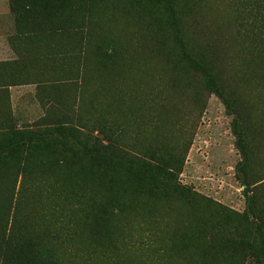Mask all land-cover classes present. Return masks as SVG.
I'll return each instance as SVG.
<instances>
[{
	"label": "rangeland",
	"instance_id": "1",
	"mask_svg": "<svg viewBox=\"0 0 264 264\" xmlns=\"http://www.w3.org/2000/svg\"><path fill=\"white\" fill-rule=\"evenodd\" d=\"M172 2L176 10L183 6V11H194L191 28L201 43L206 40L218 49L220 67L235 64V95L251 118L264 123V71L259 69L264 60L250 54L259 42H248L257 33L247 12L253 1L194 0L187 6L183 0ZM165 15V5L145 0H64L52 14L30 0H0V34L10 45L0 52V134L29 129L40 139L29 144L31 148L26 142L0 156V226L11 222L13 236L27 229L32 205L45 211L48 202L61 200L65 186L89 191L95 179L99 186L113 182L115 189L123 188L117 183L122 178L133 185H155L189 223V199L178 197L165 179L157 177L152 184L144 173L118 169L113 160L97 171L101 164L90 156L89 144L95 136L104 139L96 131L102 128L130 153L147 147L156 154H171L165 169L173 175V184L207 198L208 209L194 210L206 238L212 235L223 242L243 234L255 244L256 256L246 251L237 264H264L259 213L254 203L248 210L254 176L241 179L235 115L189 68L174 67L166 54L169 39L158 43L155 30ZM218 205L230 211L219 212ZM162 213L173 218L166 207ZM30 220L38 224L44 218L33 215Z\"/></svg>",
	"mask_w": 264,
	"mask_h": 264
},
{
	"label": "trees",
	"instance_id": "2",
	"mask_svg": "<svg viewBox=\"0 0 264 264\" xmlns=\"http://www.w3.org/2000/svg\"><path fill=\"white\" fill-rule=\"evenodd\" d=\"M30 1L41 6L48 14L56 12L64 2ZM145 1L166 7V15L155 30L160 37L158 43L169 39L171 46L166 54L172 57L173 66L176 69L179 66L189 68L194 76L200 77L203 87L218 95L225 107L235 115L233 132L241 157L239 172L243 182L245 177L254 176L250 179L253 186L248 197V210L251 212L254 204L258 210L261 221L258 240L260 251L263 252L264 173L258 175L259 170H264L263 119L251 118L242 107L244 101L236 97L231 85L235 64L232 63L227 69L220 67L217 61L221 59L218 49L208 41L203 40L201 43L198 39L190 25L194 21V11L185 10V7L183 11V6L176 10L172 0ZM192 1L183 0L184 6ZM252 1L253 5L247 12L252 13L257 33L248 42L254 40L260 45L252 47L250 54L264 60V0ZM184 13L185 18L189 16L187 35L184 32ZM259 69L264 71V64H260ZM96 131L104 138L95 136L89 144L90 156L101 164L97 165V171H102V165L113 160L118 169L131 168L137 173H144V177L151 179L152 184L157 182V177L165 179L178 197L189 199V223L181 218L180 209L170 206V199L165 192L158 191L155 185L151 187L150 183L145 182L133 185L122 178L117 183L123 184V188L115 189L113 182L99 186L95 179L89 191L76 192L65 186L60 192L61 200L48 202L45 211L31 204L27 229L22 228L19 236L11 234V222L7 226V223L2 224L0 264H237L235 260L239 254L246 251L256 256L253 252L255 244L243 234L223 242L214 239L212 235L206 238L204 227L198 223L194 210L203 207L208 209L209 206H204L207 205V198L173 184V175L165 169L171 154L161 150L156 154L147 147L130 153L122 149L120 142L106 135L104 129L97 128ZM37 140H40L37 133L29 129L27 133L23 129L5 130V133L0 134V156H7L26 142L27 147L31 148V143ZM82 142L80 144L85 145ZM42 145L45 150H50L49 145ZM30 160L31 157L27 156V161ZM150 160L154 161V165H151ZM255 165L260 167L258 171L253 169ZM153 167L155 170L152 173ZM20 171L23 172L24 168L21 167ZM81 182L84 185V178ZM162 207L171 212L172 219L162 213ZM217 209L226 210L219 205ZM33 215L44 218V221L33 224L30 220Z\"/></svg>",
	"mask_w": 264,
	"mask_h": 264
},
{
	"label": "crops",
	"instance_id": "3",
	"mask_svg": "<svg viewBox=\"0 0 264 264\" xmlns=\"http://www.w3.org/2000/svg\"><path fill=\"white\" fill-rule=\"evenodd\" d=\"M1 27H2V25L0 24V30H1ZM5 29L4 30H7L8 29V25L7 24H5V27H4ZM2 45H5V46H2ZM2 46V47H1ZM10 47V45H9V41H8V38L7 37H5V35H1L0 34V52L1 51H3V49H4V47ZM1 48H3V49H1ZM9 51H10V49H9ZM22 87H27V85L25 84V85H18L17 87H15V86H8V90H13L14 88L16 89V88H22Z\"/></svg>",
	"mask_w": 264,
	"mask_h": 264
}]
</instances>
